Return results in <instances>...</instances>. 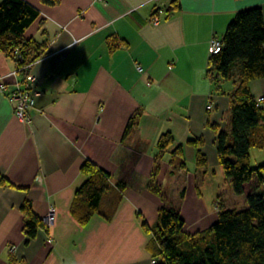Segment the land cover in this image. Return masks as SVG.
Masks as SVG:
<instances>
[{
  "label": "crops",
  "instance_id": "1",
  "mask_svg": "<svg viewBox=\"0 0 264 264\" xmlns=\"http://www.w3.org/2000/svg\"><path fill=\"white\" fill-rule=\"evenodd\" d=\"M25 1L39 11L25 36L43 44L30 74L39 91L35 106L44 114L31 110V123L22 122L0 92V264H151L152 234L142 222L153 228L164 203L150 180L157 186L172 180L187 233L206 229L223 207L203 203L196 183H210L218 197L230 182L216 139L230 128L239 69L235 64L230 78L208 74V44L221 39L240 10L258 6L264 17V0ZM15 67L0 51V77L8 84L14 78L5 76ZM249 88L255 99L264 98V77L250 80ZM260 107L264 113V100ZM166 132L173 143L161 150L158 139ZM194 140L205 165L196 163ZM177 145L181 155L173 153ZM175 157L188 158L194 170L185 162L172 170ZM86 160L114 184L128 185L109 219L94 214L80 224L70 208L86 179L80 169ZM111 186L106 193H118ZM24 199L42 218L55 209L48 231L39 229L28 242L19 210Z\"/></svg>",
  "mask_w": 264,
  "mask_h": 264
},
{
  "label": "trees",
  "instance_id": "2",
  "mask_svg": "<svg viewBox=\"0 0 264 264\" xmlns=\"http://www.w3.org/2000/svg\"><path fill=\"white\" fill-rule=\"evenodd\" d=\"M41 1L46 4L57 2ZM38 17V9L25 0H0V51L16 65L34 62L42 55L43 44L25 36ZM221 43V50L210 54L208 74L230 78L237 64L239 77L230 94V128L218 133L216 150L232 191L236 195H246V206L242 209L221 208L215 221L194 233L184 230L185 221L178 212L162 206L154 228L142 222L143 228L152 232L148 250L154 264H264V162L251 166L249 153L251 148H264V113L249 88L250 80L264 77L262 9L255 6L238 11L227 24ZM132 124L133 119H130L126 132ZM172 143V135L166 132L161 134L157 145L166 150ZM192 143L197 147L196 163L205 165L206 158L198 149L201 142L194 140ZM173 153L181 155V145H177ZM80 169L86 179L76 190L70 208L72 216L80 224L89 222L94 214L109 219L127 182L116 181L120 196L116 197L110 212L104 214L100 212V205L109 189L110 173L89 160ZM148 187L159 193L153 181H149ZM19 210L25 217L26 242L33 239L39 229L48 231L29 199L22 201ZM184 243H189L191 248L184 249ZM10 260H15L12 255Z\"/></svg>",
  "mask_w": 264,
  "mask_h": 264
},
{
  "label": "rangeland",
  "instance_id": "3",
  "mask_svg": "<svg viewBox=\"0 0 264 264\" xmlns=\"http://www.w3.org/2000/svg\"><path fill=\"white\" fill-rule=\"evenodd\" d=\"M263 150L257 149V148H252L251 149V166H257L258 164L264 162V157L262 156ZM188 157V153L186 154ZM189 158V157H188ZM186 158H179L175 157L174 162L172 164L171 169L172 170H179V165L180 162H185L187 164V167L191 170H194L195 166L193 163L190 162L189 159ZM178 172V171H177ZM172 180L168 178L162 186H157L156 183L153 181L154 186H157L158 189H160L161 193L160 196L163 199L164 206L169 208V209H174L176 212L182 214L180 212V207H182V197L178 195V193H173V184L171 183ZM111 183L114 186L115 184L113 183L112 180H109V188L111 186ZM196 185L198 186L200 190V194L202 197L203 203H206L207 206H210V208L213 207V200H216L217 203H222L223 207L222 208H235V209H242L246 206V195H236L232 191V187L230 182L226 184L223 183L221 186L220 191H218L219 196L216 197V194L214 193V188H210L211 184L210 183H205L203 181H197ZM111 186V187H112ZM120 196L119 193H115L112 188L106 193L101 201L100 205V212L107 214L110 212L112 209L113 205L116 202V197L118 198ZM217 217V213L215 214L214 218ZM154 228V227H153ZM152 234V232H151ZM184 249H190L191 246L189 243H184L182 245ZM153 259V258H152Z\"/></svg>",
  "mask_w": 264,
  "mask_h": 264
},
{
  "label": "built area",
  "instance_id": "4",
  "mask_svg": "<svg viewBox=\"0 0 264 264\" xmlns=\"http://www.w3.org/2000/svg\"><path fill=\"white\" fill-rule=\"evenodd\" d=\"M97 2H103L105 0H94ZM152 23L158 24L159 19L157 16L152 17ZM222 48L221 39L217 37H212L208 44V53L215 54L218 53ZM20 57V56H19ZM33 66V62L16 65L15 69L9 72L5 77L11 76L14 78L12 84L5 82L4 77H0V92L5 95V97L12 103L13 113L17 119L25 123H31L30 111L35 110L37 115H43L41 109L36 108L35 99L39 94L38 89L35 87V78L30 74V70ZM141 70V67H137ZM263 97L256 99V104L259 106ZM212 103H209L206 108L210 109ZM39 178V176L37 177ZM55 209L50 207L46 214L44 215L43 223L46 228H50L54 220ZM51 239L49 238V241ZM14 250V246L11 247ZM155 260H151V264H154Z\"/></svg>",
  "mask_w": 264,
  "mask_h": 264
}]
</instances>
